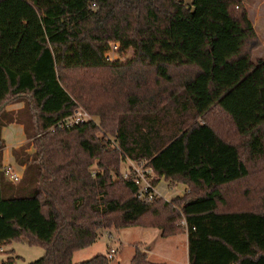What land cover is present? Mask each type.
Returning <instances> with one entry per match:
<instances>
[{
    "label": "trees",
    "instance_id": "trees-1",
    "mask_svg": "<svg viewBox=\"0 0 264 264\" xmlns=\"http://www.w3.org/2000/svg\"><path fill=\"white\" fill-rule=\"evenodd\" d=\"M241 2L0 0V246L23 239L44 249L27 264H73L98 230L139 226L185 232L188 264H264V179L253 168L264 170V59H251L258 41ZM112 43L132 49L126 66L105 60ZM135 64L152 74L144 94L120 73ZM76 101L98 121L60 127ZM13 102L23 107L7 111ZM12 123L33 146L13 150L16 182L2 165ZM125 161H143L152 185L162 176L187 190L139 199ZM128 264L164 263L134 245Z\"/></svg>",
    "mask_w": 264,
    "mask_h": 264
},
{
    "label": "rangeland",
    "instance_id": "rangeland-1",
    "mask_svg": "<svg viewBox=\"0 0 264 264\" xmlns=\"http://www.w3.org/2000/svg\"><path fill=\"white\" fill-rule=\"evenodd\" d=\"M184 2L189 3L191 0H183ZM241 5L245 7L250 23L255 32L258 45L254 48L251 53V59L255 62L257 59H264V0H242ZM112 44H110L111 46ZM110 59L117 60L122 65L127 64L129 60L133 59V51L132 49H127L121 54L118 52H108ZM136 67V72L132 73L128 68L126 70L120 71L122 74V78L125 80L128 77L135 75V78H138L141 82L140 93L144 94L147 89V83L151 80V72L143 67L134 65ZM133 66V68H134ZM130 68V67H129ZM135 69V68H134ZM169 72L177 78L182 72L178 71V69L169 68ZM76 76V74H73ZM73 75L70 76V79H73ZM104 75L107 74V70L103 69L102 71H95L92 75V78L97 80L104 79ZM112 76V75H111ZM79 79V77H78ZM75 88L80 87V82L73 84ZM101 96V95H100ZM98 98L96 104H101L102 97ZM104 101V100H103ZM10 102V101H9ZM18 102L8 103L9 105L15 104ZM23 104V102H21ZM76 103L77 109H82L85 111L89 117V119H93L96 122L98 121V116L93 115L88 112L78 101ZM103 105V104H102ZM207 120L214 126H216V122L218 121L216 118V112L212 110L207 114ZM32 139L25 138L26 143H30L27 148V153L33 152V146L31 144ZM22 145V144H21ZM14 150V149H13ZM128 161H125L121 167V174L127 170ZM18 165L15 161L12 166L18 169ZM253 168L256 169V177L260 179H264V170L259 169L258 165H262L260 162L256 164ZM22 176V175H21ZM249 186H253V183H249ZM156 229H150L149 232H154ZM148 232V233H149ZM110 234V236L107 235ZM150 236H146L143 232V229L137 226H130L120 229H100L97 231L96 238L94 242L88 245L85 248L76 250L73 252L72 262L77 263L83 260H87L88 258L96 255V254H104L108 252L109 248L114 249L111 258L108 259L109 264H128L129 258L133 253L134 245H137L139 248L146 250V245L155 248L150 251L152 255H148L150 260H154L156 262H162L165 264H187V251H186V242L183 234H178L175 236H167V237H159L156 236V239L150 237V241H145L146 238ZM156 240V241H155ZM3 252H0V264L2 261L6 260L9 255L15 256L16 264H27L28 262L39 259L44 254V249L40 244L37 243H29L23 239H15L10 241L9 243L1 245Z\"/></svg>",
    "mask_w": 264,
    "mask_h": 264
},
{
    "label": "crops",
    "instance_id": "crops-1",
    "mask_svg": "<svg viewBox=\"0 0 264 264\" xmlns=\"http://www.w3.org/2000/svg\"><path fill=\"white\" fill-rule=\"evenodd\" d=\"M22 107H23V104L21 102H18V103L12 104V105H8L6 107V110L7 111H17L18 109H20ZM1 135H2L4 142H5V146H4L3 151H2V165H4V164H11L12 165L14 163L13 149H16L17 147H19L21 144H23L25 142L26 137H25L23 125L20 123L9 124V125L2 128ZM15 170H17L20 173V175H22L23 170H24V166L18 165V169L16 168ZM154 189L156 191V196L162 197V199L165 201H169L170 199H172L174 197H182L183 194L187 190L185 184L179 183V182L170 183L169 180L164 179L162 176L157 179L156 183L154 184ZM137 227H139V226H137ZM140 228H142V227H140ZM142 229H143V232L146 236L148 235L153 239L154 238L156 239V236L162 237L159 233V230L156 228H142ZM150 229H156V231L149 232ZM181 234H183L185 237L186 251H187L186 233L182 232ZM107 235L110 236L109 233H107ZM172 236H175V235H172ZM150 237L146 238L145 241H150L149 240ZM145 247H146L145 253H146V256L148 258V255H152V253L155 252L154 251L150 254V251L152 249L154 250L155 248L150 247L149 245H146ZM151 261H154V260H151ZM154 262H156V261H154ZM187 264H188V260H187Z\"/></svg>",
    "mask_w": 264,
    "mask_h": 264
},
{
    "label": "built area",
    "instance_id": "built-area-1",
    "mask_svg": "<svg viewBox=\"0 0 264 264\" xmlns=\"http://www.w3.org/2000/svg\"><path fill=\"white\" fill-rule=\"evenodd\" d=\"M117 49V45L115 43H112L110 46V49L104 54V58L107 61H112L110 59L108 52H115ZM89 119L87 113L83 111L82 109H74L73 113L62 120L58 122V125L60 127L64 128H70L73 125L87 121ZM128 167L125 172L122 173L123 178H126L130 172H133V182L136 186V197L139 199H151L154 195H156V191L154 189V185L150 183V180L152 178V172L150 168L146 167L144 165L143 161L138 162H131L128 161ZM130 168V170H129ZM4 174L7 180L11 182H16L21 178L20 173L13 168L11 164H4L3 165ZM181 224L183 222L181 221ZM0 252H3L2 247L0 246ZM114 252V249L109 248L108 252L106 253V258L109 259L112 256V253Z\"/></svg>",
    "mask_w": 264,
    "mask_h": 264
}]
</instances>
